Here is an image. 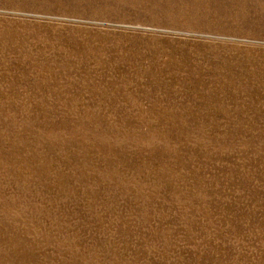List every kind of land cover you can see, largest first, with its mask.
<instances>
[{"label": "rangeland", "instance_id": "1", "mask_svg": "<svg viewBox=\"0 0 264 264\" xmlns=\"http://www.w3.org/2000/svg\"><path fill=\"white\" fill-rule=\"evenodd\" d=\"M0 264H264V0H0Z\"/></svg>", "mask_w": 264, "mask_h": 264}]
</instances>
